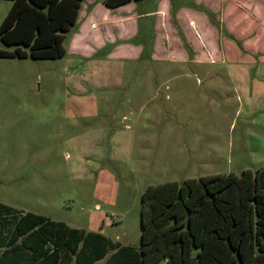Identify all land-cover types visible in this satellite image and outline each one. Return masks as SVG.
I'll return each instance as SVG.
<instances>
[{"label": "rangeland", "instance_id": "1", "mask_svg": "<svg viewBox=\"0 0 264 264\" xmlns=\"http://www.w3.org/2000/svg\"><path fill=\"white\" fill-rule=\"evenodd\" d=\"M129 2L119 52L0 56V205L139 249L148 184L264 165V0Z\"/></svg>", "mask_w": 264, "mask_h": 264}, {"label": "trees", "instance_id": "2", "mask_svg": "<svg viewBox=\"0 0 264 264\" xmlns=\"http://www.w3.org/2000/svg\"><path fill=\"white\" fill-rule=\"evenodd\" d=\"M102 1L116 7L136 0ZM82 2L12 0L0 39L13 47L0 48V56H63L65 34ZM140 218L137 249L63 220L0 205L5 246L0 264H92L114 246L104 264H264V165L148 184Z\"/></svg>", "mask_w": 264, "mask_h": 264}, {"label": "crops", "instance_id": "3", "mask_svg": "<svg viewBox=\"0 0 264 264\" xmlns=\"http://www.w3.org/2000/svg\"><path fill=\"white\" fill-rule=\"evenodd\" d=\"M130 4V2H126L117 7H109L106 9L99 0H83L78 18L74 24L77 29L75 28L76 30L70 36L69 46L66 48V52L70 54L78 53L82 55L81 57H90L92 52L103 46L104 43L107 42L113 45L115 42L118 43L117 41L120 38L126 39V32H119L115 26L120 23L126 24L135 19L136 14L130 8ZM119 9L122 11L121 14H116L115 11ZM91 24L94 26L91 27ZM89 37L90 41L87 39ZM125 44L122 42L120 44L118 43L116 45L117 48L110 50L109 53L113 54L116 50L119 52V49L125 47ZM119 55L120 57H125L127 52H120Z\"/></svg>", "mask_w": 264, "mask_h": 264}]
</instances>
